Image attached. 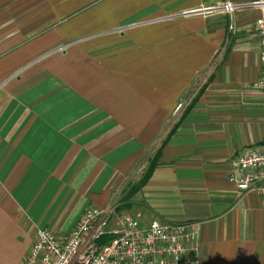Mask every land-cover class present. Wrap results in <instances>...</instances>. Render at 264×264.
<instances>
[{"label": "crops", "instance_id": "obj_1", "mask_svg": "<svg viewBox=\"0 0 264 264\" xmlns=\"http://www.w3.org/2000/svg\"><path fill=\"white\" fill-rule=\"evenodd\" d=\"M247 1L0 0V264L112 207L150 160L130 216L185 226L195 264H264V197L225 182L264 150Z\"/></svg>", "mask_w": 264, "mask_h": 264}, {"label": "built area", "instance_id": "obj_2", "mask_svg": "<svg viewBox=\"0 0 264 264\" xmlns=\"http://www.w3.org/2000/svg\"><path fill=\"white\" fill-rule=\"evenodd\" d=\"M245 7L259 11L250 30L257 39V59L262 64L260 76L249 89L264 96V0H248ZM217 9L226 15L236 6L225 3ZM175 106L180 109L181 102ZM227 172L225 182L240 195L264 197V150L249 148L234 155ZM186 234L183 225L152 221L144 227L137 218L118 214L114 207H89L65 238L47 229L35 230L21 264H195L186 253L194 254L196 245L186 246Z\"/></svg>", "mask_w": 264, "mask_h": 264}, {"label": "rangeland", "instance_id": "obj_3", "mask_svg": "<svg viewBox=\"0 0 264 264\" xmlns=\"http://www.w3.org/2000/svg\"><path fill=\"white\" fill-rule=\"evenodd\" d=\"M145 170H146V167H144L143 169L137 168L135 175H134V178L132 180H130V182L128 181L126 183V185L123 187L122 192L120 193L118 200H117L116 196L110 197L111 201L108 203L109 205H107V206L108 207H110V206L114 207L115 211L119 214H122V215L128 214L127 208H129L128 207L129 204L127 203V200L124 199V195L127 192V189L130 188L133 184H135L142 177L141 175H143ZM122 200H124V201H122ZM89 207L93 208V206H89Z\"/></svg>", "mask_w": 264, "mask_h": 264}, {"label": "trees", "instance_id": "obj_4", "mask_svg": "<svg viewBox=\"0 0 264 264\" xmlns=\"http://www.w3.org/2000/svg\"><path fill=\"white\" fill-rule=\"evenodd\" d=\"M154 166H155V162L150 160L148 167H146V170L144 171L143 175H141L142 177L135 184H133L130 188L127 189V192L124 195L125 200H127L131 195H134L138 191V189L142 185V183H144V181L147 180L149 173H150V170ZM122 201H124V200H122Z\"/></svg>", "mask_w": 264, "mask_h": 264}]
</instances>
